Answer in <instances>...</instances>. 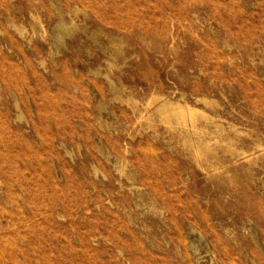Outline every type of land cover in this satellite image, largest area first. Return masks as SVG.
Wrapping results in <instances>:
<instances>
[{
	"label": "rangeland",
	"instance_id": "rangeland-1",
	"mask_svg": "<svg viewBox=\"0 0 264 264\" xmlns=\"http://www.w3.org/2000/svg\"><path fill=\"white\" fill-rule=\"evenodd\" d=\"M3 260L264 264V0H0Z\"/></svg>",
	"mask_w": 264,
	"mask_h": 264
},
{
	"label": "bare ground",
	"instance_id": "bare-ground-1",
	"mask_svg": "<svg viewBox=\"0 0 264 264\" xmlns=\"http://www.w3.org/2000/svg\"><path fill=\"white\" fill-rule=\"evenodd\" d=\"M60 24V23H59ZM68 24V23H67ZM58 26V25H57ZM36 27V26H35ZM58 28H60V32H59V38L60 39H62V37H63V35L66 33H68V32H70V31H72V30H74V29H72L71 30V28L70 27H68V26H66V25H64V24H62L61 26H58ZM57 28V29H58ZM79 29V28H78ZM53 30V29H52ZM86 30V29H85ZM27 33V32H26ZM72 33H73V31H72ZM28 34V33H27ZM56 34V33H55ZM96 36V35H95ZM119 36V35H118ZM93 37V36H92ZM42 38V37H41ZM45 38V37H44ZM98 38V37H97ZM60 41V40H59ZM63 41V40H62ZM99 42V41H98ZM116 42V41H115ZM60 43V42H59ZM120 47V46H119ZM122 49V48H121ZM57 50V49H56ZM117 51V50H116ZM119 51H120V49H119ZM62 52V51H61ZM113 52V51H112ZM117 53H119V52H117ZM53 56V55H52ZM124 58V57H123ZM117 62V61H116ZM110 72V71H109ZM109 74H111V73H109ZM113 74V73H112ZM114 77V76H113ZM118 80V79H117ZM120 82V81H119ZM120 88V87H119ZM114 93V92H113ZM175 93V92H174ZM155 98V97H154ZM156 99H158V97L156 98ZM129 100V99H128ZM154 100V99H153ZM206 100V99H205ZM212 100V99H211ZM155 101V100H154ZM179 101V100H178ZM160 104H159V106L157 107V109H156V111L154 112V116H159V117H161L162 119H163V121L165 120V121H167V122H169L170 124H171V127L172 128H174L175 130H178L179 132H180V134H182V136L184 135L185 136V138L184 139H188L187 141H190L191 142V137L190 136H192V133L194 134V135H196V134H199L198 132H197V129H198V127L196 126V125H194L193 123H191V125L187 122V119H188V113L190 114V113H192L193 114V116H194V114H197L198 113V110H197V112L195 111V110H193V109H190L189 110V112L187 113V111H188V107L184 104H180V103H178V102H172V100L170 101V100H166V99H161L160 101ZM206 102H207V100H206ZM215 102V101H214ZM215 105V104H214ZM138 107V106H137ZM214 107V106H213ZM106 109V108H105ZM150 109V108H149ZM191 111V112H190ZM199 112H201V111H199ZM203 113V112H202ZM198 115V114H197ZM204 116H206V115H204ZM198 117H199V115H198ZM153 118V117H152ZM152 118H149V119H152ZM191 118H193L192 116H191ZM205 118V117H204ZM158 119V118H157ZM194 119V118H193ZM193 119L191 120V121H193ZM195 120H196V118H195ZM194 120V121H195ZM207 121H208V119H207ZM212 122H213V120H212ZM196 123V122H195ZM217 124V123H216ZM215 124V126H217ZM111 125V124H110ZM203 129H204V126L202 127ZM199 130H202V129H199ZM198 130V131H199ZM202 132V131H201ZM196 137V136H195ZM197 137H198V135H197ZM199 137H201V135L199 136ZM170 139V138H169ZM201 139V138H200ZM202 139H203V137H202ZM198 140V139H197ZM186 141V144H188V142ZM225 141V140H224ZM231 141V140H230ZM194 142H196V140H194ZM216 142V141H215ZM184 143H185V141H184ZM197 143V142H196ZM195 143V145H197ZM200 143V142H199ZM198 143V144H199ZM201 143H202V141H201ZM203 143H204V140H203ZM237 143V142H236ZM226 144V143H225ZM239 144V143H238ZM201 145V144H200ZM209 145V144H208ZM232 145V144H231ZM190 146V145H189ZM198 146V145H197ZM187 147H188V145H187ZM202 147V146H201ZM207 147V146H206ZM233 147H234V145H233ZM232 147V148H233ZM197 148V147H196ZM203 148V147H202ZM190 149H194V146L192 147V148H190ZM204 149V148H203ZM199 150V149H198ZM192 151L194 154H195V156L196 157H198V158H201V157H206V158H208V157H210L211 156V151ZM206 150V149H205ZM232 150V149H231ZM236 150V149H235ZM232 152H234V151H232ZM239 154H240V152H239ZM251 155H253V154H251ZM255 155V154H254ZM229 156V155H228ZM231 156V155H230ZM239 156V155H238ZM248 156V155H247ZM249 157V156H248ZM247 157V158H248ZM253 157V156H252ZM254 159V158H253ZM199 160V159H198ZM211 160V158H209V161ZM255 160V159H254ZM205 161V160H204ZM215 162V161H214ZM246 162V161H245ZM209 163V162H208ZM235 164V163H234ZM126 167V166H125ZM251 168V167H250ZM125 169V168H124ZM180 183V182H179ZM141 190V189H140ZM143 195V194H142ZM29 217V216H28ZM155 218V217H154ZM225 229V228H224ZM44 260V259H43ZM3 264H8L5 260H3Z\"/></svg>",
	"mask_w": 264,
	"mask_h": 264
}]
</instances>
